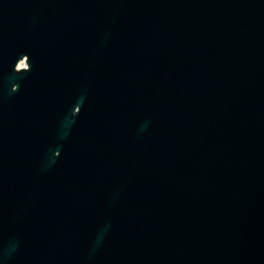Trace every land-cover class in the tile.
<instances>
[{
  "label": "water",
  "instance_id": "1",
  "mask_svg": "<svg viewBox=\"0 0 264 264\" xmlns=\"http://www.w3.org/2000/svg\"><path fill=\"white\" fill-rule=\"evenodd\" d=\"M0 264H264V0H0Z\"/></svg>",
  "mask_w": 264,
  "mask_h": 264
}]
</instances>
